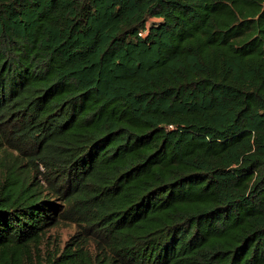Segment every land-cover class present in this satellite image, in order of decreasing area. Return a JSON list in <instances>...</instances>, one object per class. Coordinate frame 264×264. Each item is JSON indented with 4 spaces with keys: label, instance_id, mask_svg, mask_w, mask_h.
Here are the masks:
<instances>
[{
    "label": "trees",
    "instance_id": "trees-1",
    "mask_svg": "<svg viewBox=\"0 0 264 264\" xmlns=\"http://www.w3.org/2000/svg\"><path fill=\"white\" fill-rule=\"evenodd\" d=\"M0 264H264V0H0Z\"/></svg>",
    "mask_w": 264,
    "mask_h": 264
},
{
    "label": "rangeland",
    "instance_id": "rangeland-1",
    "mask_svg": "<svg viewBox=\"0 0 264 264\" xmlns=\"http://www.w3.org/2000/svg\"><path fill=\"white\" fill-rule=\"evenodd\" d=\"M149 21H155V19ZM79 230L72 223H61L50 227L38 246L40 255L45 257L48 252L61 251L65 244L71 243Z\"/></svg>",
    "mask_w": 264,
    "mask_h": 264
}]
</instances>
